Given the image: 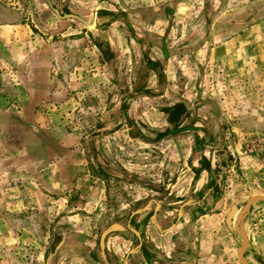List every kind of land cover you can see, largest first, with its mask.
Segmentation results:
<instances>
[{
    "label": "crops",
    "instance_id": "obj_1",
    "mask_svg": "<svg viewBox=\"0 0 264 264\" xmlns=\"http://www.w3.org/2000/svg\"><path fill=\"white\" fill-rule=\"evenodd\" d=\"M38 4L87 25L26 34L0 1L2 210L36 228L33 264H240L242 236L264 260V202L243 210L264 193L220 186L236 147L200 95L215 61L251 60L264 135V0Z\"/></svg>",
    "mask_w": 264,
    "mask_h": 264
},
{
    "label": "rangeland",
    "instance_id": "obj_2",
    "mask_svg": "<svg viewBox=\"0 0 264 264\" xmlns=\"http://www.w3.org/2000/svg\"><path fill=\"white\" fill-rule=\"evenodd\" d=\"M0 1L5 6L18 10L20 17L16 22L23 25L27 30L26 34L51 27V31L59 35L57 29L59 25L56 23L62 18L60 16L65 15L63 10L59 11L57 8L58 15L54 13L53 7H48L47 11L42 12L43 7L38 4V0ZM7 21L0 20V25L9 23ZM85 58H91L89 51L85 52ZM234 58L231 57L229 66L224 62V67L222 62L217 60L207 69L208 75L205 77L200 95L203 101H210L219 113L223 110L224 113L218 117L223 127L222 137L228 145L231 143L234 148L236 147L233 157L227 155L236 160L235 165L231 162L233 164L223 169L227 178L224 177V181H220V186L228 184L229 190L246 196L248 193L259 191L264 193V135L258 136L253 125V107L256 100L253 96L255 84H253L252 61L246 59L247 61L243 63ZM261 76L264 77L263 68H261ZM222 149L224 151L221 150L220 153L225 155V152L230 151L226 147ZM8 181L11 182L10 179ZM3 198L4 195L0 191V264H33L31 251L35 244L29 242L28 237L37 233L36 228L30 227L29 221L22 216L19 219V227H14L12 220L5 216L9 214L8 211L2 210ZM262 221L263 225L264 219ZM38 228V233L43 234V228L41 226ZM14 234H18V241H14ZM259 263L264 264V260ZM259 263L254 260L251 264Z\"/></svg>",
    "mask_w": 264,
    "mask_h": 264
},
{
    "label": "water",
    "instance_id": "obj_3",
    "mask_svg": "<svg viewBox=\"0 0 264 264\" xmlns=\"http://www.w3.org/2000/svg\"><path fill=\"white\" fill-rule=\"evenodd\" d=\"M53 11H54L55 14L58 15V12H57L56 9H53ZM60 17H62V18H64V17H72V18H75V19H77L78 21H80L82 24L87 25V23H86L84 20L80 19V18H79L78 16H76V15L65 14V15L60 16ZM251 200H260V201H263V202H264V196H259V195L250 196V197L246 200V202L244 203V205H243V210H247L248 203H249ZM242 217H243V215H242ZM108 231H109V229H107L106 231H104L103 234L101 235V237H102L106 232H108ZM245 246H246V242H245L244 237L242 236V245H241V247H240V249H239V252H238V260H239V262H240L241 264H246V263L243 261V258H242V253H243V250H244Z\"/></svg>",
    "mask_w": 264,
    "mask_h": 264
},
{
    "label": "trees",
    "instance_id": "obj_4",
    "mask_svg": "<svg viewBox=\"0 0 264 264\" xmlns=\"http://www.w3.org/2000/svg\"><path fill=\"white\" fill-rule=\"evenodd\" d=\"M175 109V108H174Z\"/></svg>",
    "mask_w": 264,
    "mask_h": 264
}]
</instances>
